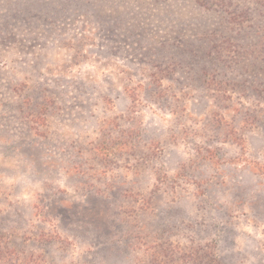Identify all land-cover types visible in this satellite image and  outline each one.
<instances>
[{"label":"rangeland","instance_id":"rangeland-1","mask_svg":"<svg viewBox=\"0 0 264 264\" xmlns=\"http://www.w3.org/2000/svg\"><path fill=\"white\" fill-rule=\"evenodd\" d=\"M0 264H264V0H0Z\"/></svg>","mask_w":264,"mask_h":264}]
</instances>
